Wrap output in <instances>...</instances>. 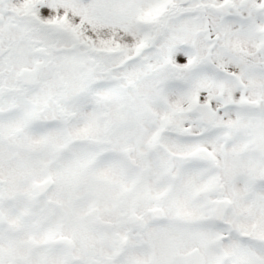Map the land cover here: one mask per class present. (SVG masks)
I'll list each match as a JSON object with an SVG mask.
<instances>
[{"label":"snow or ice","instance_id":"snow-or-ice-1","mask_svg":"<svg viewBox=\"0 0 264 264\" xmlns=\"http://www.w3.org/2000/svg\"><path fill=\"white\" fill-rule=\"evenodd\" d=\"M0 264H264V0H0Z\"/></svg>","mask_w":264,"mask_h":264}]
</instances>
